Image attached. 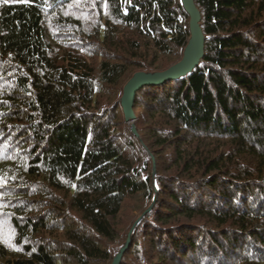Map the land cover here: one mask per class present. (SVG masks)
Listing matches in <instances>:
<instances>
[{
  "label": "trees",
  "instance_id": "obj_1",
  "mask_svg": "<svg viewBox=\"0 0 264 264\" xmlns=\"http://www.w3.org/2000/svg\"><path fill=\"white\" fill-rule=\"evenodd\" d=\"M196 4L203 61L137 136L118 98L183 55L180 0H0V264H112L134 226L121 264H264V0Z\"/></svg>",
  "mask_w": 264,
  "mask_h": 264
},
{
  "label": "water",
  "instance_id": "obj_2",
  "mask_svg": "<svg viewBox=\"0 0 264 264\" xmlns=\"http://www.w3.org/2000/svg\"><path fill=\"white\" fill-rule=\"evenodd\" d=\"M183 8L190 16V40L184 50L183 58L168 69L159 72H138L126 83L123 94L119 100L125 122L130 124L131 131L139 136L135 126L136 114L134 111L135 98L139 90L146 85H159L169 80H176L192 73L203 61L205 55L206 36L201 26L202 15L197 7L196 0H180ZM155 173V164H153ZM151 205L146 212L152 209ZM136 225V224H135ZM135 227V226H134ZM133 227V228H134ZM133 228L129 232V237L114 257L112 264H121L122 258L130 245Z\"/></svg>",
  "mask_w": 264,
  "mask_h": 264
},
{
  "label": "rangeland",
  "instance_id": "obj_3",
  "mask_svg": "<svg viewBox=\"0 0 264 264\" xmlns=\"http://www.w3.org/2000/svg\"><path fill=\"white\" fill-rule=\"evenodd\" d=\"M186 48V47H185ZM185 50V49H184ZM183 54H184V51H183ZM178 58H174V59H166V61H164V62H162V66H163V68L164 69H162V70H160V71H164V70H166V69H168L169 67H171L172 65H174V64H176L177 62H179L182 58H183V55L180 57V54H178ZM135 72V74L136 73H138V72H151V73H154V72H159V71H156V70H153V68L152 67H149V65H147L145 68H143L142 70H139V69H137V70H135L134 71ZM134 75V74H133ZM128 76H130V75H128ZM127 76V77H128ZM132 78V77H131ZM130 78V79H131ZM129 79V80H130ZM125 80H126V78H125ZM126 85V84H125ZM123 93V92H122ZM121 97H122V95L118 98V100H120L121 99ZM123 127H124V131H126L127 129L128 130H131V128H130V124H127L126 122H125V124L123 125ZM153 159H154V157H153ZM154 161H155V159H154ZM156 162V161H155ZM139 215V211H137V210H134L133 212H132V210H129V212H128V214H127V222L126 223H128L129 222V225H131L132 223H134L136 220L138 221L141 217H142V215L139 217L138 216ZM125 223V224H126ZM126 226V225H125ZM125 226H123V227H125Z\"/></svg>",
  "mask_w": 264,
  "mask_h": 264
},
{
  "label": "snow or ice",
  "instance_id": "obj_4",
  "mask_svg": "<svg viewBox=\"0 0 264 264\" xmlns=\"http://www.w3.org/2000/svg\"><path fill=\"white\" fill-rule=\"evenodd\" d=\"M5 3L8 2V0H4ZM25 2H27V0H25ZM73 187H76V185H72Z\"/></svg>",
  "mask_w": 264,
  "mask_h": 264
}]
</instances>
